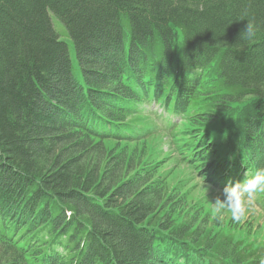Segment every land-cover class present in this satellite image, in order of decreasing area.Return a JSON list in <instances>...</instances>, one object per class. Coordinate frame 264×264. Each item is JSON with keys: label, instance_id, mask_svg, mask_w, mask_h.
Listing matches in <instances>:
<instances>
[{"label": "trees", "instance_id": "1", "mask_svg": "<svg viewBox=\"0 0 264 264\" xmlns=\"http://www.w3.org/2000/svg\"><path fill=\"white\" fill-rule=\"evenodd\" d=\"M260 167L264 0H0V264H259L210 201Z\"/></svg>", "mask_w": 264, "mask_h": 264}, {"label": "clouds", "instance_id": "2", "mask_svg": "<svg viewBox=\"0 0 264 264\" xmlns=\"http://www.w3.org/2000/svg\"><path fill=\"white\" fill-rule=\"evenodd\" d=\"M244 15H247V12ZM247 21L240 40H251L256 36L257 26L254 19ZM260 194H264V167L258 168L251 176L246 173L243 182L237 181L233 184L229 181L222 191L218 190L215 200L210 201L212 212L220 221L227 215L233 221L240 222L249 214ZM259 264H264V257L260 259Z\"/></svg>", "mask_w": 264, "mask_h": 264}, {"label": "rangeland", "instance_id": "3", "mask_svg": "<svg viewBox=\"0 0 264 264\" xmlns=\"http://www.w3.org/2000/svg\"><path fill=\"white\" fill-rule=\"evenodd\" d=\"M50 14H51L52 23H53V26H54L55 30L58 32L61 40L63 42H65L67 44V46H68V50H69L71 61H72V67H73V73H74L75 79L80 81L82 79V74H81L80 68L78 66V61H77V57H76V51H75L74 43L72 42V40H71V38H70V36L68 34V31L66 30V28H65L64 24L62 23V21L54 13L51 12ZM150 110H148V111L153 116H155L158 120H160L159 122L162 125V130H163V132H165L167 128H166V126L164 124H162V119H165L164 117H169V118H171V117L166 113V111H165V114H164V112L162 110V107L158 106L157 104H155V110L153 112L150 111ZM172 120L177 121L178 119L172 118ZM160 136H162V135H160ZM161 147H163L164 150H167L169 148V145L167 144V142H162L161 143ZM225 219L229 220L230 216L226 215ZM244 222H248V223H250V225L252 227H256L258 224H263L264 223V219L262 218V216L260 214L254 212L253 209H250L249 214L246 216L245 219H243V223ZM260 239L264 240V234H261Z\"/></svg>", "mask_w": 264, "mask_h": 264}]
</instances>
